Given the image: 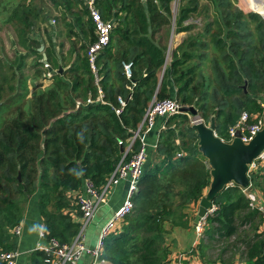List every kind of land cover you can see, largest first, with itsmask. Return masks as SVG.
Listing matches in <instances>:
<instances>
[{
    "label": "trees",
    "instance_id": "16d2710c",
    "mask_svg": "<svg viewBox=\"0 0 264 264\" xmlns=\"http://www.w3.org/2000/svg\"><path fill=\"white\" fill-rule=\"evenodd\" d=\"M47 1L62 13L67 34L79 40L81 52L73 49L67 70L45 77L50 87L39 89L12 118L1 121L0 253L16 251L11 231L23 221L24 207L33 196L39 199L47 239L71 242L80 224L66 213L68 195L82 192L86 181L97 190L107 184L151 104L175 99L171 85L176 86L181 105L197 110L194 119L209 124L215 117V132L226 142L244 112H262L264 15L245 13L233 0H209L216 9L212 22L196 38L179 44L165 67L168 48L157 35L164 31L167 38L173 19L176 34L190 32L193 26L186 23L198 13V0H180L177 16L175 0H94L103 19L114 24L111 41L98 56L96 76L87 56L97 39L87 6L90 0ZM13 16L23 26L16 27V33L27 53L20 58L19 70H26L32 55L39 60L36 67L43 68L41 45L27 34L29 19ZM49 61L53 69L61 67L59 58ZM124 64H132L131 79L124 74ZM100 91L103 102L97 101ZM23 97L14 96L11 102ZM119 99L126 103L123 108ZM10 105L1 106L0 112ZM164 119L156 151L148 150L134 209L123 219L121 231L104 240L102 258L110 264H166L170 251L165 223L187 228V210L200 203L211 185V169L199 151L192 120L187 114ZM139 148L137 141L128 157ZM178 153L184 156L177 157ZM250 178L255 189L264 191V166ZM215 204L220 209L207 220L208 235L214 241L235 239L237 253L232 256L239 255L244 264H264L261 216L250 209L240 187L219 193ZM227 250H222L221 258ZM45 257L36 250L31 264H45Z\"/></svg>",
    "mask_w": 264,
    "mask_h": 264
},
{
    "label": "built area",
    "instance_id": "2783aa9c",
    "mask_svg": "<svg viewBox=\"0 0 264 264\" xmlns=\"http://www.w3.org/2000/svg\"><path fill=\"white\" fill-rule=\"evenodd\" d=\"M90 13V19L95 27L96 41L89 45L87 56L89 58L90 66L93 72L97 76V59L100 53L108 47L111 41V34L113 30V23L107 22L103 19V16L99 9L96 7L94 0H90L87 4ZM46 69H53L48 62H44ZM124 74L128 79L132 78V64H124ZM48 77H51L50 72ZM97 77V81H98ZM103 95L100 91V97L98 102H103ZM119 103L122 108L126 105L125 101L119 99ZM262 112L256 115H250L244 112L241 115L239 122L230 129V141L226 143H232L236 139L237 131L242 134L241 140L244 144H249L264 128V98L260 101ZM122 108L116 110L117 114L122 112ZM184 108L177 99L168 100L164 102L154 101L146 112L143 122L138 129L127 140V148L125 154L116 167L113 174L109 177L107 184L100 190L94 188L92 183L86 181L84 191L77 193L76 204L79 207L81 213L80 230L73 241L61 242L56 238L48 239L44 244L37 246L38 251L44 252L45 264H79L86 256L91 258V264H110L107 260L102 258L104 252V240L109 236L118 222L123 221L126 215L130 214L134 209L133 198L139 191V183L143 175L144 166L147 162L148 156V144L146 141L147 135L155 127L158 118H170L174 115L182 114L181 110ZM192 120V124L202 123L201 120L194 119L190 113H187ZM140 142L139 151L134 152L130 158L129 153L133 151L135 143ZM184 156V153H178L177 157ZM264 166V150L259 157L249 166V176L252 172H256L259 168ZM119 181L128 182V191L125 201L122 206L115 212L113 218H111L107 224L102 228L99 238L94 249L91 250L86 245L87 234L86 230L89 224L94 220L96 213L101 206L106 202L108 194L111 188ZM235 184H231L228 187H234ZM227 187V188H228ZM240 187V186H239ZM248 205L252 211L258 212L261 216L260 233L264 237V204L260 203L257 190L254 188L251 178L247 187H240ZM220 209L215 203L210 209H208L206 217L201 219L196 225V232L202 235L207 227V220L213 217ZM14 232L18 235L21 234V228L17 227ZM42 238H46V233H41ZM264 256V250H263ZM19 254L15 251L3 252L0 254V260L6 264H17Z\"/></svg>",
    "mask_w": 264,
    "mask_h": 264
},
{
    "label": "rangeland",
    "instance_id": "374dc122",
    "mask_svg": "<svg viewBox=\"0 0 264 264\" xmlns=\"http://www.w3.org/2000/svg\"><path fill=\"white\" fill-rule=\"evenodd\" d=\"M198 1V13L193 15L187 22L193 26V29L186 33L183 41H181V39L179 40L181 35L175 33L176 27L174 19L171 23L170 33L167 35V38L165 37L164 31L157 35L156 40L159 41L160 38L163 37L164 43L168 48L167 50L170 49L167 52L168 63L172 61V54L178 44L189 42L192 38H196L200 35L204 26L208 22H212V18H214L216 14V9L211 5L209 0ZM233 2L236 8L245 13H256V11L262 10L264 7V0H260V2H256V0H233ZM179 5L180 0H175L173 2L174 14L176 16ZM14 13L19 17L25 16L29 19L30 27L27 29V34L29 38L41 45L38 52L41 57L40 62H43V68L41 67L38 69V67H36L39 60L35 55H32L26 61V70H24V72L19 70L22 63L20 58L27 53L19 45L16 27L22 28L23 26L18 22V18L13 16ZM78 41L79 40H75V38H69L62 13L56 10L47 0H0V85H2L0 90V107L6 104H12L0 112V126L3 119L12 118L11 116L18 108H21L26 102H30L33 96L40 92L38 91L39 89L46 90L50 87L52 83L45 79V77H48V71L45 69L44 62L49 63L50 57H57L59 61L62 59L61 63H59L61 66L60 68L64 71L67 70L73 60V55H70L71 51L73 49H78V51L81 52L80 43ZM51 64L53 65V62ZM36 74H39V78L34 79ZM65 78L70 79L71 77L67 76ZM18 95L24 97L17 102L15 101L16 104H14V102L12 103L11 99ZM256 190L260 203L264 204L263 189L256 188ZM101 209L102 207L98 210L94 220L89 224L86 230V245L89 247V237L95 230L94 222ZM106 224L107 222H105L100 229L98 228V235H100V230H102ZM246 230L250 231V228H246L245 231ZM98 235L96 240L99 238ZM96 243L97 241L93 242L94 245H96ZM234 244L235 239L215 241V251L217 253H222V250L228 249L225 259H227L226 262L231 261L232 255L237 253V248L232 246Z\"/></svg>",
    "mask_w": 264,
    "mask_h": 264
},
{
    "label": "crops",
    "instance_id": "0c3cea01",
    "mask_svg": "<svg viewBox=\"0 0 264 264\" xmlns=\"http://www.w3.org/2000/svg\"><path fill=\"white\" fill-rule=\"evenodd\" d=\"M186 33L188 32L179 34L181 35L179 40L181 39V41H183ZM59 63H61V61H59ZM169 64L170 63L166 60L165 67ZM170 91L176 99V86L171 85ZM165 121L164 118H158L155 127L147 135L146 141L150 154H154L156 151L159 142V135L165 128ZM84 186L85 184L81 191H84ZM127 191L128 182L126 181H119L111 188L106 202L101 206L102 209L94 222L95 230L89 237L90 247L94 246V241H97L98 228L100 229L105 222H108L113 218L115 212L122 206L126 199ZM209 191L210 187L205 191L204 198L209 194ZM77 196V193H71L68 195V198H71V204L66 213H69L74 223L80 224L81 213L78 209L79 207L77 208L78 205L76 204V201H74ZM198 207L199 204L197 206L192 204L187 210L189 217V226L187 228L182 225H173L171 222L165 223V228L168 231L166 236V246L170 251L166 264H227L229 262L230 264H244L240 260L239 255L233 256L231 261L228 262H226L227 259H225V257L221 258V253L215 251L214 239L208 235V225L202 235H199L196 232L195 218L198 213ZM121 226L122 221L115 225L111 233L118 234L121 231ZM19 227L21 228L20 235L16 234L14 230L11 231V234L13 235V243L16 246L15 252L19 254L17 264H31V255L36 251L37 246L48 241L47 236L46 238L41 237V233L45 232V223L39 210V199L37 196L31 197L29 203L24 207V219L18 228ZM214 238L216 239L218 237L215 235ZM0 261L3 262L2 260ZM79 264H91V258L86 256Z\"/></svg>",
    "mask_w": 264,
    "mask_h": 264
},
{
    "label": "water",
    "instance_id": "95a60500",
    "mask_svg": "<svg viewBox=\"0 0 264 264\" xmlns=\"http://www.w3.org/2000/svg\"><path fill=\"white\" fill-rule=\"evenodd\" d=\"M256 13L264 15V13ZM45 60L47 61L46 57ZM63 71L62 68L49 70L51 77L62 74ZM181 113H190L192 116L198 115L194 107H184ZM215 128V117H212L209 125L201 122L193 124V129L196 131L199 139V151L212 169L210 191L199 203L195 225L206 217L208 209L215 203L218 194L227 189L229 185L235 184L240 187H247L249 185V166L264 150V128L247 145L242 142L240 131H237L236 139L232 143H226L217 136ZM19 180H21L20 177ZM90 248L93 250L94 246Z\"/></svg>",
    "mask_w": 264,
    "mask_h": 264
}]
</instances>
